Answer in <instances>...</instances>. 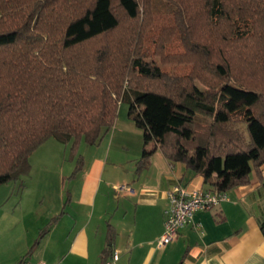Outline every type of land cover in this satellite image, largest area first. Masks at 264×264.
Wrapping results in <instances>:
<instances>
[{
    "label": "trees",
    "instance_id": "trees-1",
    "mask_svg": "<svg viewBox=\"0 0 264 264\" xmlns=\"http://www.w3.org/2000/svg\"><path fill=\"white\" fill-rule=\"evenodd\" d=\"M164 2L167 27L222 79L218 91L202 74L209 89L185 83L181 73L147 56L141 17L150 0H0V184L22 186L30 154L51 137L73 148L81 139L97 145L123 100L143 131L138 172L148 165L155 149L146 146L153 142L170 163L200 174L207 189L245 185L252 170L262 178L264 90L235 76L227 56L241 60L247 77L264 72V0ZM126 21L137 23L127 40L124 33L92 58L79 56L82 46L117 34ZM232 73L241 82L233 83ZM131 74L144 88L123 90ZM82 164L79 157L73 175ZM260 228L264 233V222Z\"/></svg>",
    "mask_w": 264,
    "mask_h": 264
},
{
    "label": "crops",
    "instance_id": "crops-1",
    "mask_svg": "<svg viewBox=\"0 0 264 264\" xmlns=\"http://www.w3.org/2000/svg\"><path fill=\"white\" fill-rule=\"evenodd\" d=\"M116 144L94 145L75 175L62 176L69 178L68 188L62 187L58 205L39 217L49 222L28 255L0 256V264H104L114 251L115 264H264V164L262 178L252 170L247 184L228 190L216 207L197 211L193 224L180 227L176 238L159 248L168 191L175 185L209 186L200 174L170 163L153 142L146 148L155 150L139 172L144 143L133 151L122 141V152ZM123 151L131 157L122 159Z\"/></svg>",
    "mask_w": 264,
    "mask_h": 264
},
{
    "label": "rangeland",
    "instance_id": "rangeland-1",
    "mask_svg": "<svg viewBox=\"0 0 264 264\" xmlns=\"http://www.w3.org/2000/svg\"><path fill=\"white\" fill-rule=\"evenodd\" d=\"M142 13L144 16L141 17V33H143L141 47L147 49V56L151 55L157 62H162V65L169 71L181 73L185 83L192 82L199 88L209 89L208 86L202 84L203 80L198 76L202 74V78L205 77L204 79L210 81V86H214V92L218 91L222 79L205 69L202 64V57L192 51L187 43L176 40L177 32L173 31L170 26L167 27L168 20H165L168 14L166 2L164 0H150L149 12L144 14L142 10ZM149 19L153 22H150ZM136 24V22L126 21L122 26L123 29L119 30L117 34L88 42L80 49L79 56L92 58V53L98 47L106 46L105 43L108 40L116 39L124 33L125 40H127V35L131 31L136 32ZM152 28L155 31H152ZM196 33L201 35V31H195ZM123 37L121 36L120 39ZM256 41L258 44L261 42L260 40ZM155 42H158L156 47L153 44ZM227 57L234 67L235 76L242 79V82L247 81L246 85L264 90V72L252 78L247 77L246 73L250 71L242 69L241 60L234 57L233 54ZM213 61L216 63L217 58ZM234 75L232 73L233 80L231 81L233 83L241 82ZM131 76L130 81H128V77L124 79L123 90H128L131 85L139 89L144 88L145 83L142 78L140 79L133 74ZM128 107V102L124 100L118 102L112 127L99 141L101 143L103 140L107 142L112 140L113 143H117L116 148L118 150L116 149V152H122L119 150L122 141L128 142L133 151L136 148H142L143 131L136 127L128 117ZM93 149L94 145L88 144L83 139L73 148L71 143L63 144L51 137L30 154L31 169L22 186L14 180L0 184V256H9L19 251L23 252L21 253L23 256L28 255V251L35 244V240L39 238L40 231L49 222L47 219L40 220L39 217L48 208L57 206L59 203L58 192L62 187L68 188L69 178H62V176L73 174L79 157L90 156L94 151ZM112 152L114 151L112 150L110 155ZM123 153L120 155L122 159L126 160L125 157H131L127 151H123ZM124 162L122 167L127 169L126 161ZM27 239L28 247H26Z\"/></svg>",
    "mask_w": 264,
    "mask_h": 264
},
{
    "label": "built area",
    "instance_id": "built-area-1",
    "mask_svg": "<svg viewBox=\"0 0 264 264\" xmlns=\"http://www.w3.org/2000/svg\"><path fill=\"white\" fill-rule=\"evenodd\" d=\"M123 188L125 187H119V189ZM167 199L169 208L165 211L163 233L157 241L159 248L174 240L180 227L193 224L194 215L197 211L209 210L226 200L227 192L175 185L168 191ZM196 226L200 227L199 224ZM117 259L118 253L114 251L111 259L104 264H115ZM38 264H44V262Z\"/></svg>",
    "mask_w": 264,
    "mask_h": 264
}]
</instances>
